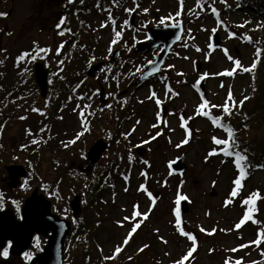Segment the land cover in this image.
I'll return each instance as SVG.
<instances>
[{"label":"rangeland","instance_id":"1","mask_svg":"<svg viewBox=\"0 0 264 264\" xmlns=\"http://www.w3.org/2000/svg\"><path fill=\"white\" fill-rule=\"evenodd\" d=\"M63 1L0 0V81L5 79V84L0 83V108L3 112L8 111L5 120L0 121V196L3 197L0 209L12 208L10 210L18 215L24 200L38 187V195L42 193L53 203L56 213L63 217L65 214L70 220V201L80 195L82 212L77 233L82 229V242L71 244L72 237L68 247L74 264H87V253H91L92 262L101 260L94 250L95 241L102 247L104 260L116 259L115 264L125 256L122 253L127 251L128 243L129 259L126 260L130 264H226V260L232 264L236 261L248 264L255 259L259 245L254 242L261 238L262 228L253 215L256 213L263 218L264 199L259 200L258 196L252 219L248 221H244V217L253 206L244 201L257 192L264 197V170L252 173L253 178L243 182L247 184L239 190L238 197H233L231 191L236 189L231 184L233 165L223 163L229 156L224 155L226 145H217L214 138L229 139L221 118H215L219 114L216 109L225 108L228 101L233 105L231 100L248 94V80L242 69L254 65L258 53L257 47L249 42L257 20L252 16L231 15L228 23L246 25L248 30L245 39H235L239 36L237 32L219 19H213L209 11L198 7L194 0H183L182 3L181 0H103L107 4L101 5L96 0H74L71 5L69 0L64 8L66 23L69 10L72 14L75 8H81L84 18L71 29H62V26L58 27V14ZM218 12L215 9V16L220 15ZM33 13L36 17L42 14L47 22L45 19L33 24L30 19ZM175 18H180L177 22L184 25L181 41L166 57L159 76L150 77L152 80L145 84L146 80L138 82L161 48L153 49L145 58L134 52L135 47L148 41L150 27L174 23ZM215 32L221 42L219 49L211 46ZM46 45L50 48L49 54L38 59L44 61L49 70L47 95L42 97L32 79L34 64L25 62L19 67L15 59L28 53L31 55V51ZM115 52L116 58L108 63ZM61 53H64L63 58ZM143 59L150 60L143 65ZM99 62L103 65L92 76L88 75L90 68ZM107 65L109 70L104 67ZM115 65L126 75L123 79L131 80L132 85L125 82L122 87L118 83L112 90L107 74ZM131 69L135 70L130 73ZM228 72L233 74L224 75ZM51 75L55 76H52L55 78L52 84ZM71 75H77L73 82L82 76L86 80L77 84L76 89L80 90L70 91L69 101L60 107L64 104L61 101L64 88L59 108L53 113L55 88L60 86L64 76ZM203 77L205 93L199 86ZM82 93L92 95L88 100V97L81 98ZM205 100L208 105L202 109L204 114H200L198 110ZM36 106L49 113L37 116ZM238 118L236 116L235 120ZM216 120L220 121L219 125L214 123ZM118 121L119 126L116 125ZM90 124L93 125L91 133L82 140L81 131ZM37 128L46 135L44 140L41 139L43 142L36 145L39 148L32 142L40 139L30 141L31 133ZM119 128L124 138L130 139L134 160L129 168L121 165L117 169L119 172L112 174V181L102 192L99 204L94 203L99 214L87 218L86 224L83 212L88 210L86 205L91 206L86 198V187L72 186L74 182L64 183L57 169L67 164L64 167L73 171L70 176L77 181L76 171L83 172L85 178L98 174L114 156L108 152V135ZM249 135L247 138L253 139L264 136V125L253 127ZM91 138H94L92 144L82 151L80 142ZM100 139L107 144V149L86 175L88 151ZM185 139L187 144L183 143ZM74 140L80 141L75 144L77 151H68L73 148L70 143ZM138 148H145L146 152L140 156L136 152ZM229 150L232 152V148ZM181 155L187 165L185 173L171 174L169 163ZM235 158L234 166L240 177L243 164L240 160L238 166V156ZM13 163L28 169L27 179L17 188L8 186V175L4 170L5 165ZM243 167L246 175L247 167ZM212 192L216 194L212 195ZM181 196L187 197L189 205L184 224L177 215V201ZM137 212L140 215H136ZM145 214L147 220L143 219ZM137 224L139 228H136ZM237 225L241 226L237 228ZM181 229L186 235L181 234ZM190 237L195 238V244ZM39 242L32 244L29 253H34L40 244L42 249L44 238H39ZM193 247L196 251L185 260ZM117 249L118 257L122 256L114 259Z\"/></svg>","mask_w":264,"mask_h":264},{"label":"trees","instance_id":"2","mask_svg":"<svg viewBox=\"0 0 264 264\" xmlns=\"http://www.w3.org/2000/svg\"><path fill=\"white\" fill-rule=\"evenodd\" d=\"M96 1L99 5H101V3L103 2L104 4H107L103 0H96ZM194 3L197 4L198 7L208 10L210 13V16L213 17V19L215 18L219 19L224 24H226L228 28L233 29L235 32H237L239 36L235 37V39L239 37L242 39L243 38L245 39L246 34L248 33V30H246V25L238 26V25H233L232 23H228L227 21H229L228 19L231 15L241 14L246 17L252 16L253 19L257 20L256 29L250 32L251 33L250 35H252V37L249 34L248 35L251 37V39H249V42L253 43L257 47L258 53H257V56H255L256 59L254 61V65L242 69L243 76H245L246 80H248V89L246 90L248 91V94L240 96L239 98L236 99V101L231 100L233 105L229 104V101L228 103L225 104L224 107L227 106L229 108L230 114L229 112H225L224 108L223 109L217 108L216 112L223 115V117L220 116L219 114L215 116V118L217 117L221 118V122L223 126H225L227 130L230 127L233 130V134H234V145L232 147V155L230 156L225 155L226 156L225 161H223L224 164L226 163V164L233 165L232 174L234 176L231 179L232 187H236L234 182L240 178L238 168L234 166L235 165L234 159H236L235 157L237 156L245 157V159L241 161H242L243 166L247 167V174L245 175V178L241 181L242 187L240 188V189H244L247 183L244 184L243 182L245 181L248 182L253 175L252 173L264 170V136H259L255 139L247 138V136L248 137L250 136L249 134L253 127L259 128L261 125H264V0H194ZM107 7H109V4ZM215 9L219 10L218 12L220 14L219 16L217 15L215 16V11H213ZM81 16L83 18V15ZM1 17H2V11L0 14V18ZM67 19L68 20L64 28L71 29L72 25L74 24V20L71 14L67 17ZM178 19L175 18L174 23H179L177 22ZM172 23L173 22H170V23L164 22L162 26L167 25V24H172ZM130 64L133 65V62L131 60H130ZM104 67L106 68V70L110 69L108 65ZM117 68L118 67H116L115 65L114 68H112L113 70L107 74V77L109 76L108 79L110 78L109 85L112 87L113 91H114L116 84L119 83L120 86L125 87L123 86V84H125L126 82V80L123 79L126 77L123 70H117ZM245 69H250V71H245ZM134 70L135 69H131L130 73ZM52 76L53 75H51V78H49V80H51V84L55 82V78L53 79V77L55 76L53 77ZM76 77L77 75L76 76L71 75L67 77L64 76V78H62L60 82L61 83L60 86L58 88L57 87L55 88V92L53 94V104H54L53 113L55 112V109L57 110L59 108V104H60L59 99L61 98V95L63 94V89L65 88V94H64V98L61 101H64L63 102L64 104L61 103L60 107L62 106L64 107L66 102L69 101L70 91L77 92L78 90H80V88L76 89L77 84L82 83V82L84 83L86 80V78L82 76L80 80L73 82L74 81L73 79ZM6 78L9 79L8 76ZM121 79L123 80L121 81ZM151 80L152 79L149 78L147 81L144 82V84ZM127 82H129V86L133 84L131 80ZM2 84H5V79L2 81ZM66 86H67L68 92L66 91ZM52 90L53 89L51 88L50 92H52ZM88 94L90 95V93ZM88 94L82 93L81 98L88 97L87 99L89 100L92 94L90 96H87ZM95 103H97L96 99H95ZM47 104L50 106L49 97L47 99ZM0 109H3V108H0ZM47 113H49L48 110H47ZM47 113H45V115H47ZM236 116L239 117L238 120H235ZM88 117L90 118V116ZM48 118H50V115L48 116ZM104 119L107 120V117H105ZM119 124L120 123L118 121L116 125L119 126ZM0 127H1V122H0ZM84 127H85V130L81 131L82 140L85 139L87 134L91 133V128L93 127V125L90 124V126L88 127L84 126ZM93 139L94 138H91L87 142H84V143L80 141L76 142V140H74L72 143H70V147L72 146L73 148H69L68 151H71L74 149L77 151L78 145H75V144L78 142L81 143V147L83 151L84 149H86L88 145L90 146L92 144L91 142H93L92 141ZM108 139H109V145H110L108 152L113 153L114 156L109 162L108 166L104 167V169L100 171L98 174H95L91 176L90 178H85L83 176L84 175L83 172L80 173L76 171V174L74 175L79 176L78 178L79 181H77L71 177L73 171L69 169V167L67 168V166L64 167V165H67V164H64L63 168L57 169V174L63 180L64 183L69 185V182H74L72 186L74 185L76 187V185L81 184L79 185V187L80 186L81 188L86 187L87 189L86 198L89 200L91 206L88 208V205H86L85 209L89 210L90 208H92L93 210L91 213L88 210L83 212L84 216L83 215L82 216L84 217L86 224H88L87 218L96 217L98 213V211H96L98 209L97 208V205L99 204L98 202L101 199L100 197H101L102 192L107 188V184L110 183V181H112V174H114V172L118 173L119 171L117 169L121 165L125 166V169L129 168L130 162L134 160V154L131 149L130 139L126 137L124 138L123 133L120 132V128L116 129L114 133L110 132L108 135ZM58 151L62 152V149H59ZM56 159L57 158L54 159V162L56 161ZM119 174L121 175V173ZM54 183L55 182L52 183V186ZM233 191L234 190H232L231 193ZM250 191H253V190H250ZM247 193H251V192H247ZM247 193L246 195H248ZM257 193L259 194V197H260L259 200L264 199L263 194L262 195L260 194L261 192H257ZM237 197L238 196H235V198ZM241 199H243V197H241ZM257 200L258 198L256 199V201ZM94 203H96L97 205L94 206ZM253 216L255 219H257V223L260 225V228H262V233H264V215H263V218L261 219H260L259 214L256 215L255 213ZM97 224L99 225L100 223H97ZM81 226H82V222H81ZM77 229L78 227L74 228L70 237L71 238L73 237L72 241L76 238L77 242L80 243V241L82 242V240L80 239H82L83 237L81 234L82 229L80 230V233H77L78 232ZM87 233L88 232H86V234ZM93 244L95 246L94 250L96 251V256L101 258V260L99 261L98 259L97 262H92L91 253H87L85 254V258L87 259V264H115L114 261L116 260L115 258L118 257L119 252L115 254V257H114L115 260H110V259L104 260V257H102L103 255L101 252L102 251L101 245L97 243L96 241ZM128 248H130L129 243L126 247L127 251H124L122 253V255L125 253L124 255L126 257L125 256L121 257L122 255L119 256L121 257L119 260V264H130V262L127 263V260H126V258L129 259L127 257ZM256 251L258 253L257 257L253 259L252 261H250L248 264H264V255H262V253H264V241H262L259 244V248H256ZM226 261H230V260H226ZM230 262L231 264L233 263L232 261ZM65 264H74L70 260L68 249L66 253Z\"/></svg>","mask_w":264,"mask_h":264},{"label":"water","instance_id":"3","mask_svg":"<svg viewBox=\"0 0 264 264\" xmlns=\"http://www.w3.org/2000/svg\"><path fill=\"white\" fill-rule=\"evenodd\" d=\"M132 15L131 22L133 24L134 13ZM183 33V23L153 26L149 28L148 41L138 43L134 52L145 56L155 48H161V50L154 61L144 70L138 82L141 83V81L161 73V67L164 65L166 57L170 54L175 44L181 41ZM211 46L213 49L221 48V42L217 32H215L211 38ZM116 56L117 52L112 56V59L108 60V63L114 60ZM102 65L103 63H98L92 66L88 71V75L92 76ZM48 77L49 72L44 67L43 63H35L34 79L42 97H46L47 95ZM199 85L205 93L204 78L200 80ZM106 149L107 144L102 139L96 141L90 147L87 154L88 167L85 169L86 175L90 173L91 168L100 159L103 151ZM136 152L142 156L146 150L145 148H138ZM168 169L170 173L174 175L184 174L187 165L184 162L183 155L169 163ZM5 170L8 175L7 180L10 188H17L21 183V179L27 176V170L22 165H6ZM215 194L216 192H212V195ZM80 201V195H76L70 201V209L74 219H77L81 215L82 209ZM178 210L180 222L184 224V215L189 211V205L186 200H180L178 203ZM21 216L22 220L17 221L12 210L0 211V245L2 246L5 241L10 240L12 242L10 252L12 255L18 256L29 248L35 234L48 236L43 251L34 256L29 264H64L65 241L72 231L71 221L61 219L54 215L51 212V203L44 195H38V188L34 189L31 195L26 198L21 210ZM0 264L15 263L0 261Z\"/></svg>","mask_w":264,"mask_h":264},{"label":"flooded vegetation","instance_id":"4","mask_svg":"<svg viewBox=\"0 0 264 264\" xmlns=\"http://www.w3.org/2000/svg\"><path fill=\"white\" fill-rule=\"evenodd\" d=\"M56 1H58V0H56ZM69 0H65V1H63V3H62V9H61V11L59 12V17H58V27L60 28L61 26H62V29H64V27H65V23H66V19H65V15H64V8L66 7V5H67V2H68ZM72 2H70V4L72 5L73 3H75V1L74 0H71ZM103 4H104V2H103ZM70 5V6H71ZM36 12V9H34V13ZM70 12H71V10H69V14H70ZM34 13L31 15V22L33 23V24H36V23H38L39 21H44L45 19H46V22H47V18H45V17H43V15L41 14V15H39V17H36L35 15H34ZM69 14H67V17H68V15ZM82 10H81V8H75L74 9V11L72 12V14H71V16H72V18H73V20H74V23H79L81 20H82ZM10 16V11H9V13L7 14V18ZM66 17V18H67ZM83 18H84V16H83ZM61 21H63V23L61 24ZM59 30V29H58ZM40 49H44V50H46V51H44V52H39L38 53V48H36L35 49V51H31V55H29V53H28V55H21V56H19L18 58H16L15 59V62L17 63V65L19 66V67H21V65H22V63H28V62H30V64H34L35 65V63H38V62H41V63H43V65H44V67H45V64H44V61H41V60H38L41 56L42 57H47V55L49 54V50H50V48H49V46L48 45H46V46H43L42 48L40 47ZM59 52H61V48L59 49ZM40 53H42L43 55H41ZM107 53H108V51H107ZM64 53H61V57H62V55H63ZM23 57V58H22ZM63 57H64V55H63ZM62 57V58H63ZM109 59V57H107V60ZM34 65H33V67H32V71H33V73H32V75H33V77H32V79H33V81H34V84L36 85V82H35V79H34ZM46 68V67H45ZM104 68V67H103ZM47 69V68H46ZM48 70V69H47ZM48 72H49V70H48ZM16 82V80L13 78V83H15ZM0 83L2 84V82L0 81ZM37 86V85H36ZM37 88H38V86H37ZM12 89H13V87H12ZM38 92H39V94L41 95V92H40V90H39V88H38ZM26 104H28V103H26ZM37 107V106H36ZM43 107V106H42ZM38 108V110L36 111V115L37 116H41V115H45V113L47 112V109H43V108H41V107H37ZM4 111V109H0V121L4 118V116H7V113L6 112H8V111H6V112H3ZM42 133V131H40V128H37L36 129V132L35 133H31V139H30V141L32 142L33 140H32V138L33 139H40V140H37L35 143H33L32 142V144L36 147V148H39V146H36V145H38V144H40V143H42L43 141L42 140H44V138L46 137V135L44 136V134L42 135L41 134ZM41 135H42V138H40L41 137ZM42 139V140H41ZM9 165H22V164H9ZM6 166V165H5ZM5 166H4V170H5ZM22 166H24V165H22ZM25 167V166H24ZM26 168V167H25ZM26 170H27V173H28V169L26 168ZM6 171V170H5ZM28 176V175H27ZM27 176H26V178H24L23 180H21V183L24 181V180H26L27 179ZM7 178V177H6ZM36 188H38V187H36ZM38 190H39V188H38ZM33 192V191H32ZM31 192V193H32ZM40 194H42V193H40L39 192V195ZM47 198V197H46ZM26 200V199H25ZM25 200H24V202H23V205H24V203H25ZM47 200L49 201V202H51L48 198H47ZM14 203H17V202H14ZM20 204V203H19ZM23 205H21V209L19 210V212H18V215H16V213H15V211L14 210H12L13 211V214H14V216H15V218H16V220L17 221H21L22 220V216H21V210H22V207H23ZM8 209H12V208H8ZM15 209V208H14ZM4 209H0V211H3ZM6 210V209H5ZM56 211V208L54 209V205H53V203L51 202V212L54 214V215H56V216H58L59 218H61V219H66V220H69V219H67V217H66V215L65 214H63L64 215V217L62 216V215H60V214H58V213H56L55 212ZM18 216V217H17ZM79 218H80V216L77 218V219H74L73 217H71L70 218V220L69 221H71V226H72V231L70 232V234L68 235V237L66 238V241H65V249H64V251H65V261L64 262H66V252H67V249H68V247H69V242H70V240H71V237H70V235L72 234V232H73V230H74V228H76L77 227V225L79 224L78 223V220H79ZM50 234V233H49ZM41 236H43V237H41ZM39 238H44V245H43V247H42V249H41V244H40V246H39V248L38 249H36L35 251H34V253H29L30 251H31V249H32V244L34 243V242H38V243H40L39 242ZM47 240H48V236H44V235H41V234H35L34 236H33V238H32V241H31V244L29 245V248L27 249V250H24L20 255H18V256H14V255H12L11 254V252H10V248H11V245H12V242L10 241V240H7V241H5L4 242V244L1 246L0 245V247L4 250L5 248H7V250H8V252H9V255H8V257L7 258H2V259H0V261H6V262H11V263H15V264H29V262L31 261V259L34 257V256H36L37 254H40L42 251H43V249H44V247H45V245H46V242H47ZM77 242V240H76V238L73 240V243H71V244H75ZM9 245H10V247H9ZM67 247V248H66ZM26 254H30L31 255V259H28V256L26 255ZM65 264V263H64Z\"/></svg>","mask_w":264,"mask_h":264},{"label":"snow or ice","instance_id":"5","mask_svg":"<svg viewBox=\"0 0 264 264\" xmlns=\"http://www.w3.org/2000/svg\"><path fill=\"white\" fill-rule=\"evenodd\" d=\"M182 2H183V0H181V3H182ZM213 11H215V10H213ZM62 23H63V21H61V24H62ZM61 35H63V33H61ZM116 35H117V37H119V36H120V33H116ZM44 51H46V50H44V49H39V50H38V53H39V52H44ZM25 55H28V54H25ZM22 58H23V57H22ZM239 66H240L239 61H237V62H236V67L239 68ZM245 71H250V69H245ZM232 74H233V73H231V72L224 73V75H232ZM229 99H231V95L229 96ZM158 103H159V101H158ZM207 105H208V101L205 100L204 103H203L202 108L199 109L198 112H200V114H204L202 109H203V107H207ZM224 111H225V112H229V114H230V110H229V108H228L227 106L224 108ZM82 116H83V113H82ZM214 123H216L217 125H219V124H220V121H219V120H216V121H214ZM154 127H155V125H154ZM188 135L190 136L191 133L188 132ZM228 138H229L228 141L216 140V139L214 138V143H216L217 145H226V148H225V151H224V155H229V156H230V155H232V152H231L229 149H231V148L233 147V145H234V134H233V130H232L230 127L228 128ZM34 142H35V141H34ZM183 143L187 144V143H188V140L185 139ZM212 154H215V153H210V155H212ZM244 159H245V157H243V156H239V157H238V166H239V161H240V160H244ZM170 167H171V165H170ZM240 171H241L240 178L237 179V180L234 182L235 185H236V190H234V191L231 193V195H232L233 197H235V196L238 194L239 189L242 187V183H241V181L245 178V173H244V167H243V166H241ZM258 196H259V194H258V193H255V194H253V197H252L251 199H249V200H245V201H244L245 204H248V205L253 206V207H250V208H249V213L244 217V221H248V220H251V219H252V214H253V211H254V205H255V203H256V199L258 198ZM2 199H3V197L0 196V201H2ZM186 199H187V197H184V196H181V197H180V200H186ZM179 202H180V201H177V203H179ZM136 215H140L139 212H137ZM177 215H179V212H177ZM143 219H144V220H147V219H148V216L145 214V215L143 216ZM240 226H241V225H237V228H239ZM139 227H140V225L137 224V225H136V228H139ZM181 234L186 235V233H184L182 229H181ZM260 236H261V238L254 242L257 246H258L262 241H264V233H261ZM190 238L193 240V243L195 244V238H194V237H190ZM37 246H39V245L37 244ZM9 247H10V245H9ZM244 247H247V245L244 246ZM117 251L119 252V249H117ZM195 251H196V248L193 247V248L188 252L187 256L185 257V260H187L189 257H191L192 254H193ZM234 251H235V250H234ZM0 255H2L4 258H7L8 255H9V252H8L7 248H5L2 252H0ZM26 255L28 256V259H31V255H30V254H26ZM262 255H264V253H262ZM226 264H231V262H230V261H226ZM235 264H243V262H242V261H236Z\"/></svg>","mask_w":264,"mask_h":264},{"label":"bare ground","instance_id":"6","mask_svg":"<svg viewBox=\"0 0 264 264\" xmlns=\"http://www.w3.org/2000/svg\"><path fill=\"white\" fill-rule=\"evenodd\" d=\"M152 51H153V50H152ZM148 54H149V53H148ZM148 54H147V55H148ZM147 55H145L144 57H145V58H148ZM149 60H150V59H148V60H147V59H143V63H142V64H143V65L146 64Z\"/></svg>","mask_w":264,"mask_h":264}]
</instances>
